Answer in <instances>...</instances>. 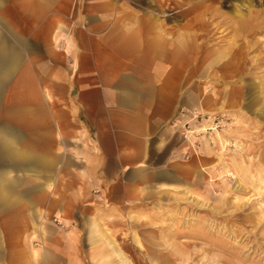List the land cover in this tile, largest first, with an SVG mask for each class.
<instances>
[{
  "label": "crops",
  "instance_id": "crops-1",
  "mask_svg": "<svg viewBox=\"0 0 264 264\" xmlns=\"http://www.w3.org/2000/svg\"><path fill=\"white\" fill-rule=\"evenodd\" d=\"M81 9L0 0V264H92L95 218L147 199L183 159L164 136L175 68L159 26L150 39L137 17L103 18L88 35Z\"/></svg>",
  "mask_w": 264,
  "mask_h": 264
},
{
  "label": "rangeland",
  "instance_id": "rangeland-1",
  "mask_svg": "<svg viewBox=\"0 0 264 264\" xmlns=\"http://www.w3.org/2000/svg\"><path fill=\"white\" fill-rule=\"evenodd\" d=\"M79 5L88 35L103 18L132 17L149 25L145 38L162 33L163 60L175 68L170 92L163 83L159 95L164 136L183 155L147 199L95 218L92 264H106L115 248L133 264H264V0Z\"/></svg>",
  "mask_w": 264,
  "mask_h": 264
},
{
  "label": "bare ground",
  "instance_id": "bare-ground-1",
  "mask_svg": "<svg viewBox=\"0 0 264 264\" xmlns=\"http://www.w3.org/2000/svg\"><path fill=\"white\" fill-rule=\"evenodd\" d=\"M207 111H210V110H207ZM115 257L118 258V259H120V262H117L119 264H133L129 260V258L127 256H125V254L119 248H115V250L112 253V255H108L106 257L105 263L107 262V264H117V263L114 262V258Z\"/></svg>",
  "mask_w": 264,
  "mask_h": 264
},
{
  "label": "built area",
  "instance_id": "built-area-1",
  "mask_svg": "<svg viewBox=\"0 0 264 264\" xmlns=\"http://www.w3.org/2000/svg\"><path fill=\"white\" fill-rule=\"evenodd\" d=\"M188 129H189V127H188V128H186V131H188ZM184 132H185V131H184ZM189 132H190V130H189ZM184 134H185V136H186V133H184ZM187 136H188V135H187ZM187 136H186V137H187ZM54 221L60 224V222L58 221V219H57V218H54Z\"/></svg>",
  "mask_w": 264,
  "mask_h": 264
}]
</instances>
